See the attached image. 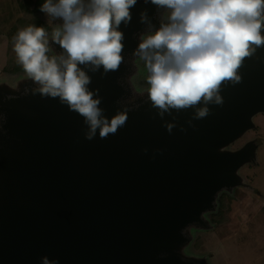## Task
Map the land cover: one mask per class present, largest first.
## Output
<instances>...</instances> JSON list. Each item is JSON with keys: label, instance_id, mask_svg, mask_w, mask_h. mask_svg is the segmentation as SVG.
Here are the masks:
<instances>
[{"label": "water", "instance_id": "obj_1", "mask_svg": "<svg viewBox=\"0 0 264 264\" xmlns=\"http://www.w3.org/2000/svg\"><path fill=\"white\" fill-rule=\"evenodd\" d=\"M129 12L118 28L121 54L137 48L142 12L159 25L150 0H137ZM128 68L123 60L115 72H88L87 87L98 90L108 118L125 109L118 99ZM238 74L240 82L222 85L223 103L209 104L205 118L192 119V109L161 118L146 97L126 108V124L107 139H85L83 117L59 98L32 94V86L0 94V264H41L42 257L57 264H199L175 248L185 239L182 228L201 222L249 156L246 145L219 148L264 111V46ZM165 122L175 123L171 133Z\"/></svg>", "mask_w": 264, "mask_h": 264}, {"label": "clouds", "instance_id": "obj_2", "mask_svg": "<svg viewBox=\"0 0 264 264\" xmlns=\"http://www.w3.org/2000/svg\"><path fill=\"white\" fill-rule=\"evenodd\" d=\"M137 0H45L40 11L53 25L51 39L42 27L29 25L13 37L17 62L34 83L32 94L59 98L86 125L85 139L116 134L128 119V109L111 118L99 107L98 90H90L88 72H115L123 62L121 22L131 20ZM149 2V0H145ZM157 7L159 27L147 14L146 30L133 55L144 62L148 75L147 102L158 116L193 110L192 119L210 114L209 104L221 105L222 85L241 80L245 58L264 46V0H150ZM63 50L49 56V41ZM87 70V71H86ZM175 117H173V121ZM192 126L191 120L188 121ZM171 133L174 122H165ZM181 127V131H184ZM147 152V149H144ZM157 152L160 150H156ZM41 264H57L47 257Z\"/></svg>", "mask_w": 264, "mask_h": 264}, {"label": "rangeland", "instance_id": "obj_3", "mask_svg": "<svg viewBox=\"0 0 264 264\" xmlns=\"http://www.w3.org/2000/svg\"><path fill=\"white\" fill-rule=\"evenodd\" d=\"M21 1L0 0V94L14 95L23 92L27 86L35 87L20 64L17 69H10L6 64L8 54L17 61L13 37L23 29L18 18L29 19L30 23L34 18L40 19L50 27L49 39L53 25L62 23L59 19L50 20L41 11L24 12L19 7ZM156 18L159 19L158 12ZM144 29L137 36L139 40ZM133 52L121 54L129 64L120 77L126 93L118 103L125 108L146 98L149 87L144 62ZM54 54L59 53L53 50L48 53L49 56ZM250 121L251 126L219 148L224 151L235 149L245 140L250 145V139L254 145L249 156L233 171L235 183L215 193L211 207L200 215L201 222L188 223L182 228L185 239L175 251L183 259L199 264H264V143L259 144L257 140V137L264 140V111L252 114Z\"/></svg>", "mask_w": 264, "mask_h": 264}, {"label": "trees", "instance_id": "obj_4", "mask_svg": "<svg viewBox=\"0 0 264 264\" xmlns=\"http://www.w3.org/2000/svg\"><path fill=\"white\" fill-rule=\"evenodd\" d=\"M45 2V0H22L19 3V7L24 11V12H29V13H36L38 11H40V6ZM159 20V19H158ZM18 24L21 26H23V28L29 26V25H35L38 27H42L44 28V30L49 33V29L50 27L48 25H46L44 22H42L40 19L34 18L33 22L30 23L29 19H26L24 17H19L18 18ZM21 26V27H22ZM159 25L154 26V28H158ZM146 29H144L145 31ZM139 34V33H138ZM138 34H136V40L139 44L140 40L137 37ZM49 35V34H48ZM50 44V41H49ZM50 48L56 52L54 46H52V44H50ZM6 64L9 65L10 69H17L16 66L19 67V63L15 60L14 58L8 54V58L6 59Z\"/></svg>", "mask_w": 264, "mask_h": 264}, {"label": "flooded vegetation", "instance_id": "obj_5", "mask_svg": "<svg viewBox=\"0 0 264 264\" xmlns=\"http://www.w3.org/2000/svg\"><path fill=\"white\" fill-rule=\"evenodd\" d=\"M158 12V11H157ZM257 140H258V143L259 144H263L264 143V140L262 139V138H260V137H257ZM227 145V144H226ZM247 146V147H249L250 146V152H251V150H252V148H253V144L251 143V139H250V145H249V143H247V141L245 140L244 142H243V144L242 145H240V146H238V147H236L235 149H228L227 151H236V150H238V149H240V148H242L243 146ZM227 149V148H226ZM221 151H224V150H221ZM253 160H254V158H253V156H252V162H253ZM220 190H222V189H220ZM220 190H218V191H220ZM217 191V192H218Z\"/></svg>", "mask_w": 264, "mask_h": 264}]
</instances>
